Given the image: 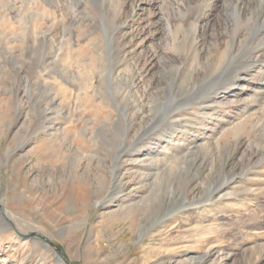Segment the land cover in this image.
<instances>
[{
  "label": "rangeland",
  "instance_id": "1",
  "mask_svg": "<svg viewBox=\"0 0 264 264\" xmlns=\"http://www.w3.org/2000/svg\"><path fill=\"white\" fill-rule=\"evenodd\" d=\"M215 2L0 0V264H264V15Z\"/></svg>",
  "mask_w": 264,
  "mask_h": 264
},
{
  "label": "bare ground",
  "instance_id": "2",
  "mask_svg": "<svg viewBox=\"0 0 264 264\" xmlns=\"http://www.w3.org/2000/svg\"><path fill=\"white\" fill-rule=\"evenodd\" d=\"M187 3L185 4L187 7H189V11L191 14V18H195L197 21L200 17L204 16V10H205V4L204 1H210V0H185ZM213 4V6H212ZM211 6L213 7L214 12L211 14L214 19L213 20H219L222 19L225 21V23L229 26V23H233L234 20L237 22V25H240V21L242 20V14L244 12V7L248 6L250 8H256V7H261L263 10V15H264V0H216L215 3H212ZM84 3L82 4L83 7ZM221 5V6H220ZM198 13V15H196ZM82 14V13H81ZM71 16V15H70ZM178 16V15H177ZM176 16V18H177ZM210 17V16H209ZM198 18V19H197ZM76 19V18H75ZM74 19V20H75ZM204 19V18H203ZM205 20V19H204ZM212 20V19H211ZM77 21V20H76ZM75 22V21H74ZM235 24V23H234ZM233 26V25H232ZM235 26V25H234ZM239 29V28H238ZM261 31V28L257 27L254 31V35L252 36V40L254 41V39L257 37V35L259 34V32ZM231 32V31H230ZM262 32H264V27L262 29ZM252 41V43H253ZM256 45V44H255ZM255 45H252L251 42L243 49H237V53L233 52L234 54L230 56H228V53L226 52L225 57L228 60V62H234L236 64H238L239 62H242L244 64V66L242 68H235L230 74H243V73H248L250 69H254V66H256V69H264V61L263 63L259 62V61H249L248 59V55H250L249 53H253V52H257L259 50V48H261V50L264 51V43L261 45H257L260 46L259 48L254 47ZM237 46L233 45V48H235ZM257 56V55H256ZM224 59V58H223ZM227 62V61H226ZM262 69V70H263ZM255 71V70H254ZM259 73V72H258ZM249 74V73H248ZM255 75V74H254ZM243 76V78L245 80H250L252 79V75L247 76V74L245 75H241ZM262 76V82L263 84L261 85L260 89H264V74H262V72L260 71V77ZM240 77V76H239ZM253 80V79H252ZM28 81V80H27ZM40 82V81H39ZM241 84V83H240ZM248 86V85H247ZM252 88V87H251ZM256 88V87H255ZM220 88L218 87L216 91L217 92ZM248 89V88H247ZM252 90V89H250ZM257 91V89H256ZM213 92V93H214ZM258 92V91H257ZM264 94V93H263ZM208 95V94H207ZM206 95V97H207ZM253 95V94H252ZM258 97L259 95L256 94ZM238 96V95H237ZM260 97V96H259ZM247 98V97H245ZM256 99V98H254ZM250 107V106H249ZM252 115H250L251 117ZM245 117V116H244ZM248 117V116H246ZM168 119V117H167ZM166 119V120H167ZM246 119V118H245ZM170 120V119H169ZM104 203V202H103ZM4 213V212H3ZM1 216L3 217V221L6 222V220L8 218H11L9 212L5 213V214H1Z\"/></svg>",
  "mask_w": 264,
  "mask_h": 264
},
{
  "label": "water",
  "instance_id": "3",
  "mask_svg": "<svg viewBox=\"0 0 264 264\" xmlns=\"http://www.w3.org/2000/svg\"><path fill=\"white\" fill-rule=\"evenodd\" d=\"M3 212V211H2ZM59 252V251H58ZM60 253V252H59ZM61 254V253H60Z\"/></svg>",
  "mask_w": 264,
  "mask_h": 264
}]
</instances>
